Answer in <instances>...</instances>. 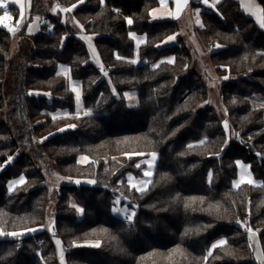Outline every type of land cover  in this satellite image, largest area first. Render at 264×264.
Masks as SVG:
<instances>
[{"label":"trees","instance_id":"trees-1","mask_svg":"<svg viewBox=\"0 0 264 264\" xmlns=\"http://www.w3.org/2000/svg\"><path fill=\"white\" fill-rule=\"evenodd\" d=\"M58 1L68 8L79 0ZM34 3L38 7L39 0ZM157 4L85 0L74 9L107 73L97 70L83 37L50 18L52 31L20 41L16 66L7 69L6 94L0 82V110L8 99L14 127L24 119L30 129L28 140L20 141L41 143L35 153L60 176L77 179L55 194V226L67 264H258L248 232L258 231L264 251V107L251 97L264 95V27L236 0H220L216 11L192 5L200 19L197 33L223 80L230 123L224 125L206 105L208 87L191 69V50L182 39L167 42L179 24L151 20ZM134 35L145 39L139 47ZM11 38L0 27V79ZM63 67L81 83L84 111H76ZM128 93L136 94V106ZM59 110L70 117L54 120ZM9 133L0 121V166L7 164L0 172V264H55V246L42 231L45 178L25 155L9 162L17 149ZM152 154L156 164L140 192L128 177L142 176L145 164L136 165ZM81 156L89 162L79 164ZM122 156L123 162L117 159ZM239 162L255 184L236 185ZM22 175L25 183L9 193L8 182ZM116 197L124 214L134 213L129 224L115 211ZM71 201L82 208L81 217ZM18 232L23 234L8 235ZM220 239L226 243L210 252Z\"/></svg>","mask_w":264,"mask_h":264},{"label":"rangeland","instance_id":"rangeland-1","mask_svg":"<svg viewBox=\"0 0 264 264\" xmlns=\"http://www.w3.org/2000/svg\"><path fill=\"white\" fill-rule=\"evenodd\" d=\"M6 2H7V0H6ZM20 2L23 4L22 0H20ZM84 2H85V0H79L77 3L73 4L72 6H70L68 8H64L58 0H39L38 7L37 6L34 7L35 3H34V0H32L31 6H30V8H28L30 10H28V9L26 10L27 12H26V14H24L23 18H21V16H20L19 6L16 4L9 3L8 11H9V14L11 15L12 19L11 20H5L3 24H0V27H2V28H6L9 23H11L10 25H13V27H14V30L10 32V35L12 38H11V41L9 43V46L6 50H4L5 51V53H4L5 69H4V73L2 75V78L0 79V82L2 85V92L4 94H6L8 91L7 81L9 78V71L7 69L12 66V70H13V68H15V66H16L15 64L17 63L18 48L21 47L20 41L23 42V40L25 38H26L25 40L32 39L33 36L38 34L40 31H44V32L52 31L54 28V24L50 20V18H52V17H57L56 19L60 20L61 23L68 25L73 31L75 30V32L79 36L83 37V39L85 40L86 45H87V47L91 53V57H92L93 61H95V58L93 56H95V57L97 56L98 62L100 61L99 65L100 64L103 65L99 51H98L96 45L94 44L93 38L89 37V35L85 33L83 24L73 15L74 9H76L77 7L82 5ZM58 4H60L61 7L58 6ZM14 5L16 6V9H15L16 12L12 11V9H14V8L11 6H14ZM156 7H154L151 10V14H152V11ZM64 9H70V11H64ZM3 15H4V11L2 10V12L0 13V16H3ZM150 17H151V15H150ZM24 18L26 19L25 22L23 21ZM40 22H43L42 26L40 25ZM5 25H7V26H5ZM258 26L260 28H263L260 26L259 22H258ZM181 30H182L183 36L186 37L185 45L191 50V53L194 57V62H193V66L191 67V69L193 71H196V72L201 74L203 80L205 81V83L208 87L209 97H208V100L206 102V105L215 110L216 114L221 118L224 125L230 124L228 117H227L226 107L222 101V95H221V86H222L223 80L217 74L215 67L213 66V64L211 62L209 47L204 43L203 39L197 33V29L195 30V25H194L193 21L191 23L190 22L188 23L187 21L185 23H183ZM182 34H181V36H182ZM88 38H90L92 41H90ZM67 80H68V84H69L70 89L74 93L77 113L82 111V110L84 111L83 105L82 106L77 105V103H80V102L82 103V96H81V93L79 92V90H77V88H74L73 85H75V84H72L75 81L70 80V78ZM77 83L80 86L81 83L80 82H77ZM75 87H76V85H75ZM81 91H82V89H81ZM77 93H79V99H77ZM251 102L254 106L264 107V95L263 96H260V95L252 96ZM59 111H64V110H59ZM64 112L67 113V111H64ZM10 113H11V109L8 107V99H5L4 107L0 110V121H4L5 123H7V127L9 128V131H10L9 134L11 135V139L15 142V145L17 148L15 155L9 157L8 160H9V162H12L18 156L25 155L33 163L34 169L43 174V176L45 178V187L48 189L47 192H48L49 201L47 202V206H46L45 216H44V220H43V224H42V231L46 230L47 232H53L52 231V230H54L53 228L54 227L56 228V231H57L56 233H53L52 235L46 234V233H44V234L46 235V237H50L52 239V242L55 246L56 260H57V263H55V264H67L66 251L63 248L62 241L58 237V228L55 226V214H56V207L58 205L57 201H56L55 194L57 193V191H58L57 189L59 188V186L67 185L70 182L76 181L77 179L60 176L58 174L54 164L50 160H48L46 158H40L35 152H36V150L39 152L42 150L41 143H39L35 140H34L33 145H30L28 141H26L27 143L21 142L20 141L21 138H25V140H28V132L30 131V129L28 126H27V128H26V126H24V124L26 122V120H24V119H23L24 122L21 120H20V122L16 121L19 124V126L14 127L13 123L10 121ZM52 116H53V119L56 120L59 118L70 117V114H65V115H61V116H57L55 114ZM17 128H19V129H17ZM68 128H72V127L67 126V127H64L63 129H68ZM235 131H238V130H235ZM235 131H234V133H235ZM126 157L127 156H122V157L117 158V159L120 160L121 162H123L124 160H126ZM151 157L152 156L141 161V163L139 162L138 165H136V166H139V164H145L144 168L142 169V173H143L142 176L135 177L133 175H129V177H128L131 180V182H129V185L131 187H134L136 190H138L140 192H141L140 189H143L142 191H144V189L148 186L149 182L146 185H144L145 187L136 186L133 183L138 182V184L142 185V182H147V180L150 181V178H151L150 175L151 174L149 176H145L144 173L149 171V170L151 171L150 168H152V166H153V165H151ZM155 157H156V155H155ZM89 160L90 159L87 156H81L78 160V163L81 165L86 164L89 162ZM155 164H156V158H155ZM155 164H154L153 168L155 167ZM5 166H7V164L0 166V172L2 170H4ZM248 174H249V177L252 178V176L250 174V170L247 171V170L243 169V167H242L239 170L238 179L235 181L237 183L236 185H240V183H241L240 181H242V179H243L242 182L247 181L244 179L247 178ZM22 178H20V179H22ZM143 179H144V181H143ZM18 181H19V179H16V180L12 179V181H10L9 186H12L14 183H17ZM132 181H134V182H132ZM251 181L253 184H255L254 180H251ZM17 187H19V186H17ZM118 200H119L118 201V204H119L118 208L120 210H122V207L120 206V198L119 197H118ZM71 204L77 208L79 216L81 217L82 212L80 210L82 208L80 206H78L74 201H71ZM116 204L117 203H116V198H115V205ZM122 213L124 215L123 211H122ZM124 216L129 218V216H126V214ZM126 224H129V223H126ZM248 233H249L250 243L253 247L255 259L258 262V264H260V261L257 259V252L263 251V250H262L261 242H260V239L258 236V231L250 228ZM18 234L22 235L23 232H18ZM57 241H59V244L57 243ZM221 241H226V240L220 239L217 242H215L213 244L210 252L214 249V247L222 246L220 244ZM83 244L97 245L98 242H86ZM61 252L63 253V259H61ZM52 263H53L52 261L46 262V264H52Z\"/></svg>","mask_w":264,"mask_h":264},{"label":"crops","instance_id":"crops-1","mask_svg":"<svg viewBox=\"0 0 264 264\" xmlns=\"http://www.w3.org/2000/svg\"><path fill=\"white\" fill-rule=\"evenodd\" d=\"M158 1V5H157V7L152 11V14H151V20L152 21H163V20H172V21H176L178 24H179V31L177 32V34H175L173 37H174V39H167V42H169V43H176V41L178 40V39H182L185 43H186V37L185 36H183V34H182V30H181V28H182V24L183 23H185L186 21L189 23H191L192 21H193V23H194V25H195V30L198 28V26H199V24H200V19H199V17H198V10L196 9H193V7H192V5H193V3H195V0H189V3L186 5V6H183L179 11H178V9H177V4L174 2V0H163V2H161V0H157ZM238 3H239V5H240V7H241V9H242V11L248 16V17H251L254 21H255V23L257 24V26H258V20H257V18H256V16L255 15H252V14H250L249 13V11H247L246 9H245V4H251V3H255L257 6H259V7H261L262 8V5H261V3H260V0H236ZM22 2H23V5H24V14H26V10L28 9V8H30V6H31V2H32V0H22ZM181 2H182V0H181ZM208 2H209V5H212V4H214L215 5V7H209V6H207V5H205V4H203V3H201L200 2V0H198V2L197 3H200V5L201 6H203V7H205V8H208V9H211V10H213V11H216V6L218 5V3L220 2V0H219V2H217V0H208ZM11 7H13L14 9H12V11L13 12H16V6L14 5V6H11ZM28 10H30V9H28ZM24 22L26 21V19L24 18V20H23ZM11 23H9L8 24V26L10 25ZM8 26L6 27V28H8ZM259 27V26H258ZM260 28V27H259ZM181 34H182V36H181ZM134 37V39H135V41H136V43H137V45H138V47L140 46V45H142V43L145 41V39H144V37H140V36H133ZM90 41H92L90 38H88ZM210 53V52H209ZM94 58H95V61H96V64H98L99 65V63H100V61L98 62V59H97V56L95 57V56H93ZM60 73L62 74V75H64L67 79H69V71H68V69L67 68H61L60 69ZM73 81V80H72ZM72 84H75L76 85V87H75V85H73L74 86V88H77V90H79V92L81 93V84H80V86H79V84L75 81V82H73ZM127 98H128V100H129V104L131 105V106H136L137 105V99H136V94H134V93H128L127 94ZM77 105H81L82 106V103L80 102V103H77ZM57 115V116H61V115H65V114H67L66 112H64V111H57V112H55V113H53L52 115ZM154 164H155V160H153V155H152V157H151V165H153L154 166ZM153 166H152V168H150L151 169V174H152V169H153ZM243 167V169H245V170H247V171H249V168L246 166V165H244V164H242L241 162H239V170L241 169ZM151 176V175H150ZM23 177V178H22ZM20 178H22V179H20ZM16 179H19V181L17 182V183H14L12 186H9V184H10V181H12V180H10L9 182H8V185H7V187H8V191H9V193L10 192H12L17 186H20V185H22L25 181H26V178H25V176L24 175H22V176H20V177H18V178H16ZM16 179H14V180H16ZM244 180H247V181H244V182H248L249 180H252V178H250L249 177V174L247 175V178L246 179H244ZM143 181H144V179H143ZM242 181H243V179H242ZM242 181H240L241 183H244V182H242ZM130 182H131V180H130ZM132 182H134V181H132ZM147 182H148V180H147ZM140 183V182H139ZM134 185H136V186H143V187H145L144 185H146L145 183H142V185L141 184H138V182L137 183H133ZM119 200H118V197H116V203L118 202ZM119 207V204L117 203L116 204V209H119L118 208ZM118 214L120 215V216H124L123 215V213H122V210L121 211H119L118 212ZM122 214V215H121ZM127 216V215H126Z\"/></svg>","mask_w":264,"mask_h":264},{"label":"snow or ice","instance_id":"snow-or-ice-1","mask_svg":"<svg viewBox=\"0 0 264 264\" xmlns=\"http://www.w3.org/2000/svg\"><path fill=\"white\" fill-rule=\"evenodd\" d=\"M161 2H163V0H161ZM174 2L177 4V9L179 11L183 6H186L189 3V0H182V2H181V0H174ZM200 2L205 4V5H207V6H209V7H215L214 4L209 5L208 0H200ZM217 2H219V0H217ZM9 3L18 5L19 8H20V16H21V18H23V16H24V5L20 2V0H7V2H6V0H0V9H2L4 11V15L0 16V24H3L5 20H11L12 19L11 15L9 14V11H8ZM245 9L247 11H249L250 14L255 15L257 20L260 23V26L264 27V8H261V7L257 6L253 2L251 4H245ZM64 11H70V9H64ZM128 23L131 24L132 21L129 20ZM5 26H7V25H5ZM10 31H13V29H10ZM169 39H174V37H170ZM131 62L135 63L136 61L133 60ZM77 99H79V93H77ZM152 155H153V160H155V158H156L155 154H152ZM150 174H151L150 170L144 173L145 176H149ZM148 182H150V181H148ZM148 182H142V183L146 184ZM248 182L252 183L251 180H249ZM140 190L142 191L143 189H140ZM80 211L82 212L83 210L81 209ZM115 211L119 212L121 210L120 209H115ZM127 215H129V218H130V215H134V213L127 214ZM0 234H2V233H0ZM8 235L17 236L19 234L18 233H8ZM57 243L59 244V241H57ZM225 243H226V241H221L220 242L221 245H223ZM61 259H63V253L62 252H61ZM257 259L260 261V264H264V251H258L257 252Z\"/></svg>","mask_w":264,"mask_h":264},{"label":"built area","instance_id":"built-area-1","mask_svg":"<svg viewBox=\"0 0 264 264\" xmlns=\"http://www.w3.org/2000/svg\"><path fill=\"white\" fill-rule=\"evenodd\" d=\"M195 2H198V0H195ZM58 6L61 7L60 4H58ZM40 25L42 26L43 25V22H40ZM7 29H8L9 32H11L10 29H13L14 30V27H13V25H9ZM97 70L99 72H102V73H107L108 72L107 67L104 66V65H99ZM240 134H241V131L238 130V131H235V133L233 135H234L235 140L237 142H240L242 144L243 141L241 140ZM121 218H122V220L125 223H130V219L128 217L121 216ZM247 220H248V217H246L244 220H242L241 223H245V222H247ZM53 229H54V230H52L53 232H47L46 230H43V233L52 235L53 233H56L57 232L55 227ZM42 240L43 239H40V241H42ZM19 246H20V241H19Z\"/></svg>","mask_w":264,"mask_h":264}]
</instances>
